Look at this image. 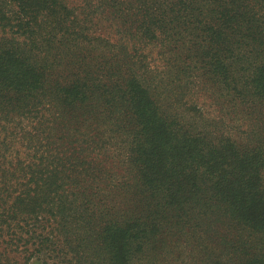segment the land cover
I'll return each mask as SVG.
<instances>
[{
  "label": "trees",
  "instance_id": "trees-1",
  "mask_svg": "<svg viewBox=\"0 0 264 264\" xmlns=\"http://www.w3.org/2000/svg\"><path fill=\"white\" fill-rule=\"evenodd\" d=\"M76 1L0 0V264H157L148 235L197 197L264 232V138L197 102L264 135V0Z\"/></svg>",
  "mask_w": 264,
  "mask_h": 264
},
{
  "label": "rangeland",
  "instance_id": "rangeland-1",
  "mask_svg": "<svg viewBox=\"0 0 264 264\" xmlns=\"http://www.w3.org/2000/svg\"><path fill=\"white\" fill-rule=\"evenodd\" d=\"M75 3L80 5L82 2ZM108 24L99 22L96 32L117 39V36L113 37L116 26L112 24L114 28H111ZM143 52L147 54L150 67L160 66L157 50L152 45L144 47ZM204 91H199L197 101L203 114L201 124L225 134H236L238 140L249 145L264 138L256 130H244L247 115L241 109L236 111L226 102L203 99ZM179 215L167 217L162 228L152 236L148 235L153 243L151 245L148 241L149 254L143 255L145 260L152 262L154 259L157 264H246L264 252V232L234 219L222 200L197 197L187 203L184 213Z\"/></svg>",
  "mask_w": 264,
  "mask_h": 264
}]
</instances>
